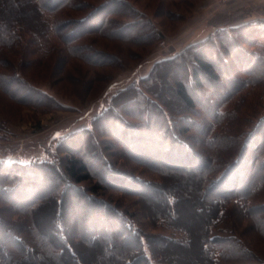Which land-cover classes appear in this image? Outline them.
Wrapping results in <instances>:
<instances>
[{
  "label": "trees",
  "instance_id": "obj_1",
  "mask_svg": "<svg viewBox=\"0 0 264 264\" xmlns=\"http://www.w3.org/2000/svg\"><path fill=\"white\" fill-rule=\"evenodd\" d=\"M22 1L30 9L18 18L15 17V11L21 8ZM65 1L0 0V48L7 50L15 47L22 29L43 39L51 30L45 13L58 12ZM101 12L106 15L103 20L100 19V27L96 30L93 24L94 21H99L98 15ZM118 17L127 21L121 22ZM74 23L76 22L64 20L52 27L65 45L74 43L84 33L90 34L95 30L104 32L107 27H114V34L123 31L124 36L131 40L134 39L133 36L148 38L159 34V30L153 27L147 16L128 0L107 2L89 17L77 21L80 25L79 32L72 30L66 36L63 35V31ZM84 27L86 29L83 30ZM256 27L258 28L255 22H249L231 28L233 31H241L240 34L245 36V44L251 47V51L242 50L241 44L231 36L228 40H215L216 44L219 43L217 62L221 65V70L210 60L193 56L191 76L185 75L184 79L173 81L176 94L186 108L190 111L200 108L207 114L203 117L199 115V122L195 123L196 130L208 137L202 138L201 144L198 142L197 149H192L188 143L186 134L190 127L183 126V129L179 120H173L167 112L168 106L165 102L159 103V94L152 90L148 92L155 93V99L144 93L142 87L134 86L144 104V107L140 106L141 111L137 115L140 121L137 124L127 120L116 107L106 111L118 127L120 125L125 129L122 130V135L118 134L113 123L107 125L106 130L113 131L110 132L111 136L125 147L129 158L159 176L158 182L145 181L115 169L103 152L99 158L103 168L100 166L95 172L92 164L97 162L93 161L90 153L95 151L99 155L102 148L96 139L98 127L94 125L93 128L73 132L67 139L78 138L85 145L84 151L79 150L80 146L75 152L70 151L67 156L57 157L56 162L50 163L27 165L1 162L0 264H168V259L174 257L173 247L181 249L184 255H189L193 252L195 242L199 245V264H219L225 256L235 258L245 252L234 236H213L214 227L235 204L241 205V210H245L249 218H253L256 227L264 235V204L254 203L256 196L264 189V118L251 133H241L239 136L238 131L235 135H224L222 132H214L212 127L216 123L220 124L227 116V113L221 111L223 104L243 95L249 86L259 88L264 85V22L258 30ZM252 28L255 32L248 31ZM129 30L130 32H126ZM214 43L212 45L217 46ZM180 56L160 61L142 79V83H153L158 78L157 70L175 64L181 60ZM229 59H234L239 68H228L226 63ZM185 72L187 73L186 68ZM187 79H192L191 86L194 84L192 88L197 91L196 94L206 91L209 86L213 98L206 100L192 94L191 88L186 84ZM0 80V87L7 86L6 91L12 98L18 93L11 92L9 86L17 88L25 84L17 75L0 73ZM101 116L95 119V123ZM184 121L194 123L188 118ZM153 124L156 132L150 138ZM224 131L228 133L225 128ZM145 136L149 141H146ZM90 137L91 142L88 139ZM260 137L262 141L259 140ZM139 139L141 144L137 146L134 142ZM143 141L150 145L148 154H145L146 144ZM246 166H250L253 171L250 180L243 172ZM28 170H35L37 175L45 176L44 180L51 185L43 193L18 196L28 183L37 178L29 175ZM101 170L106 173L105 177H101ZM85 182H90L91 185L85 188L82 186ZM109 188H119L124 193L135 194L142 206L140 211L146 213L151 223L173 229L182 238L146 233L132 219L135 215L123 212L105 196ZM183 202L189 205L193 214L190 217L192 220L185 226L179 221V208ZM69 204L77 210L70 225L65 222L69 211L67 209L66 213L64 208ZM14 209L20 217L15 221L6 217L7 212L12 211L14 214ZM80 246L83 247L81 250ZM85 250L92 257L87 258Z\"/></svg>",
  "mask_w": 264,
  "mask_h": 264
},
{
  "label": "rangeland",
  "instance_id": "obj_2",
  "mask_svg": "<svg viewBox=\"0 0 264 264\" xmlns=\"http://www.w3.org/2000/svg\"><path fill=\"white\" fill-rule=\"evenodd\" d=\"M110 1L112 0H66L63 8L58 12L45 13L51 30L43 39L27 29H22L15 47L7 50L0 48V73L8 76L17 75L25 83L17 88L13 85L9 86L11 92L18 93L15 95L16 99L8 94L7 86L0 87V163L15 162L27 165L39 162L50 163L56 162L57 157L67 156L70 151L75 152V149H79L80 146L79 150L84 151L85 145L81 144L78 138L69 141L67 139L73 132L93 128L94 125L98 127L96 139L99 140L103 150L99 155H96L95 151L90 153L93 161L97 162L92 164L95 172L98 167L103 168L99 159L103 152L115 169L131 176H138L145 181L158 182L160 177L129 158L125 147L118 139L111 136L110 132L113 133V131L106 130L107 125L114 123L110 114H106V111L112 107H116L127 120L136 124L140 121L137 115L141 111L140 106L144 107V104L134 86L142 87L144 93H148L147 95L153 99H155V93L159 94L158 102H165L168 106L167 112L172 119L177 122L179 120L181 127H190L186 136L189 138L188 143L192 149H197L198 142L201 144L204 138H208L202 136L195 128V123L199 122L197 119H200L199 115L203 117L207 114L200 108L194 111L186 108L178 98L173 84L177 79H184L185 75L191 76L193 56L210 60L217 69H222L217 62L219 61V55H217L219 43L216 44L215 40L219 42L231 36L234 41L241 44L242 50L251 51V47L245 44V36L240 34L241 31H233L231 28L249 22H255L260 28L264 22V9L260 8L259 11H261L252 16L251 7H244L242 10H245L244 13L239 12L244 4L241 0H186L184 2L128 0L147 16L153 23V27L159 30V34L150 35L148 38L140 35L133 36L134 39L131 40L124 36L123 31L117 34L112 33L114 27H107L104 32H96L100 27V21L105 18V12H101L100 15L97 13L99 21H94V24L92 22L96 29L93 33H84L72 44L65 45L52 29L57 22L71 20L76 23L64 30L63 35L66 36L72 30L78 31L80 25L77 21L89 17L98 7ZM211 1L216 5L213 12L217 13L214 17L206 19L204 7ZM20 6L21 8L15 11V17L18 18L30 9L24 1ZM119 20L127 21L124 18ZM250 30L254 29L248 31ZM212 42H215L217 46L212 45ZM178 55H181L179 58L181 60L157 70L158 78L154 79L153 83H142V79L148 76L160 61ZM226 64L232 70L239 68L234 59H229ZM191 80L187 79L186 84L191 88L192 94L206 100L213 98L209 86L206 91L196 94L197 91L192 88L194 84L191 86ZM148 90L155 93L151 94ZM221 111L227 113V116L221 120L220 124L216 123L212 126L214 132L235 135L238 131V136L241 133H251L264 118V85L262 84L259 88L249 86L243 95L223 104ZM102 114L104 115L101 116ZM99 116H101L100 119L95 123V119ZM185 118L193 120L194 123L184 121ZM113 125L114 129H117L116 133L121 134L124 127L120 125L118 127L115 123ZM152 126L150 138L156 132L155 124ZM224 128L228 130V133H225ZM88 139L91 142L92 137ZM259 140L262 141V137ZM139 141L141 140L134 143L138 146L141 144ZM146 141H149L148 137ZM146 141H143V144H146L145 154H148L151 148ZM251 152L252 149L248 153L249 156ZM28 171L29 175L37 178L35 181L33 179L32 183H28L26 187L28 191L21 190L18 196L43 193L51 185L44 180L45 176L37 175L35 170ZM100 172L101 177L106 176L105 172L102 170ZM243 172L248 175V178L250 177V180L253 173L251 167L246 166ZM90 185V182L82 184L85 188ZM35 187L38 189L37 192ZM106 192L105 196H108L123 212L135 215L132 219L146 233L182 238V235L173 229L159 223H151L146 213L140 211L142 206L135 194L124 193L119 188H109ZM254 203L264 204V189L256 196ZM64 208L66 213L67 209L69 211L65 222L70 225L77 210L72 207V204L65 205ZM231 208L223 214L214 227L213 236H234L245 252L235 258L225 256L219 264L264 263V235L256 227L253 218H249V214L241 210L240 204L232 205ZM179 209V221L185 226L192 220L193 214L185 202L181 203ZM13 211L14 214L12 211L7 212L6 217L13 221L20 219L15 209ZM195 243L193 252L189 255H184L181 249L173 247L174 257L169 258L167 263L199 264L201 260L197 252L199 245ZM82 248L79 247L80 250ZM84 254L87 258L92 257L86 250Z\"/></svg>",
  "mask_w": 264,
  "mask_h": 264
},
{
  "label": "crops",
  "instance_id": "obj_3",
  "mask_svg": "<svg viewBox=\"0 0 264 264\" xmlns=\"http://www.w3.org/2000/svg\"><path fill=\"white\" fill-rule=\"evenodd\" d=\"M244 4H243V8H241V10L239 11L240 13H244V11H242L244 9V7H251L252 11L251 14L252 16H255L254 14H257L260 8L264 9V0H241ZM216 7V5L214 4V2H208V4H206V6L204 7V12L206 14L205 18L209 19L214 17L215 13L217 12H213V8Z\"/></svg>",
  "mask_w": 264,
  "mask_h": 264
},
{
  "label": "built area",
  "instance_id": "obj_4",
  "mask_svg": "<svg viewBox=\"0 0 264 264\" xmlns=\"http://www.w3.org/2000/svg\"><path fill=\"white\" fill-rule=\"evenodd\" d=\"M223 1H228V0H223ZM164 44V43H163Z\"/></svg>",
  "mask_w": 264,
  "mask_h": 264
}]
</instances>
